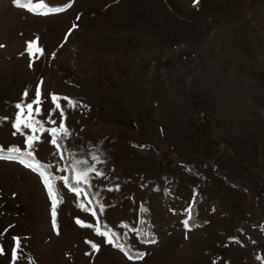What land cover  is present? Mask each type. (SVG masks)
I'll return each instance as SVG.
<instances>
[{
  "label": "rangeland",
  "instance_id": "obj_1",
  "mask_svg": "<svg viewBox=\"0 0 264 264\" xmlns=\"http://www.w3.org/2000/svg\"><path fill=\"white\" fill-rule=\"evenodd\" d=\"M43 2L71 7L45 15L0 0V146L26 147L13 135L16 104L41 80L37 119L47 120L51 93L79 101L61 102L71 133L64 158L47 132L36 157L55 176L73 175V160L87 161L77 171L103 172L89 173L80 199L119 243L146 255L129 260L78 225L97 218L61 181L57 234L39 174L0 159V264H264V0ZM37 37L39 59L26 51ZM53 118L46 128L58 126ZM189 206L198 226L187 230ZM86 240L100 251L86 255Z\"/></svg>",
  "mask_w": 264,
  "mask_h": 264
},
{
  "label": "snow or ice",
  "instance_id": "obj_2",
  "mask_svg": "<svg viewBox=\"0 0 264 264\" xmlns=\"http://www.w3.org/2000/svg\"><path fill=\"white\" fill-rule=\"evenodd\" d=\"M14 2L21 7L27 8L30 11L36 12L37 14H49V13H57L62 12L66 8L71 7L70 4H65L64 7H48L47 4L41 0L40 3L33 5L32 0H14ZM194 2L198 3L199 0H194ZM41 9H47L46 12H41ZM79 19V16L77 17ZM73 29L77 27V25L73 24ZM72 29L66 33L64 40L67 41L68 37L71 35ZM62 46V45H61ZM26 51L29 53L30 57L35 56L39 59L40 55L44 54V49L39 45V38L29 41L27 44ZM55 53H52V56L55 57ZM29 66H32L30 62ZM42 84L43 80H41L35 90V97L30 101L26 102L29 97V92L25 90L23 93L22 99L16 104V115L13 121V128L15 131L13 135L20 133L25 136L24 144L25 148H20L18 146H11L5 148L4 146H0V159L16 161L20 164L28 167L29 169L35 171L41 177L42 183L44 184L46 191L48 193L49 199L51 201V216H52V225L54 230L59 234V225L57 223V208L59 204L63 202V195L60 192V189L57 187V181L63 182V185L67 187L70 191H72L77 198V206L81 208L82 211H88L91 213L93 217H96V224L93 225L91 223H86L82 221L80 218H76V223L81 227L94 228L97 235L103 236L105 238V243L111 244L113 247L120 249L127 256L129 260H143L146 253L134 251L131 246H125L122 243H119L121 239L120 235L113 231L111 228H108L107 225L101 227L99 217L97 216V210L94 208L87 207L83 201L80 199L81 195H83L86 199L89 196V193L84 189L80 188V184L84 183L89 185V173L95 172L97 176H102L103 172L96 171L95 167H88L86 169H82L77 171V168L81 164L87 163V161L81 160H73L68 166L71 171L74 173L73 175H62L55 176L51 169L53 168L52 164H47L42 162L36 157V144L41 142V135L38 133H49L51 136L50 143L56 148V153L60 155L61 159H63L62 149L64 145L62 141L67 139L71 133L66 124V114L64 106L62 105V101L66 102L67 107L75 108L80 105L79 101L72 100L66 96H60L59 94L51 93L50 98L51 102L54 105L52 109L48 112L47 120L37 119V116L42 114V105L44 103L43 94H42ZM58 112L59 114V124L55 127H45L46 123L56 125L57 120L53 118L54 114ZM0 119L7 120L8 117H2ZM25 129L29 130V132H25ZM93 159L99 161L98 156H94ZM102 162V161H101ZM64 171V169H60ZM118 187V186H117ZM98 195V193L96 194ZM89 204L92 203L91 200L88 201ZM99 204V201H97ZM142 211H147V209L141 206ZM192 207L189 206L185 209L187 213V218L183 220V224L185 229L190 230L192 227H196L193 223H190L193 220L192 215ZM99 212L102 214L104 212V205L99 204ZM123 227H128V225H123ZM133 231H138L136 229H132ZM126 235V234H125ZM144 236L145 243H155V237L151 235L149 232L142 233ZM151 237V238H150ZM235 239V238H230ZM85 243H88L91 246L92 252L86 253V255H91L92 253H96L100 251V245L86 240ZM16 247H20L19 238L16 241ZM4 252L3 248H0V254ZM14 259L17 258L16 251H13Z\"/></svg>",
  "mask_w": 264,
  "mask_h": 264
},
{
  "label": "trees",
  "instance_id": "obj_3",
  "mask_svg": "<svg viewBox=\"0 0 264 264\" xmlns=\"http://www.w3.org/2000/svg\"><path fill=\"white\" fill-rule=\"evenodd\" d=\"M261 191H264V186H261Z\"/></svg>",
  "mask_w": 264,
  "mask_h": 264
}]
</instances>
